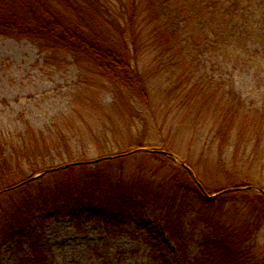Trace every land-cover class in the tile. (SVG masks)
I'll return each mask as SVG.
<instances>
[{
  "label": "trees",
  "instance_id": "16d2710c",
  "mask_svg": "<svg viewBox=\"0 0 264 264\" xmlns=\"http://www.w3.org/2000/svg\"><path fill=\"white\" fill-rule=\"evenodd\" d=\"M120 1L117 10L112 0H0V36L29 40L41 53L69 55L146 105L149 93L137 49L142 46L140 32L149 28L146 46L159 37L166 40L157 58V71L167 76L168 90L180 101L182 114L191 111L195 121L208 116L212 122L208 148L220 154L221 168L247 165L263 173L264 160L259 155L264 153V111L249 108L239 100L262 95V85L251 80L247 95L232 84H216L201 76L195 60L199 55L218 54L240 70L262 72L264 0ZM46 134L28 122L12 135L0 132V259L6 245L13 241L22 244L21 238L30 231L36 213L48 212L60 202H71L75 203L73 215L100 216L113 225L152 208L179 247L184 218L194 211L191 225L202 223L206 230L198 243L200 257L193 264H264V257L252 250L264 220L263 194L252 190L230 192L233 197L241 195L249 209L246 214L220 222L209 212L225 196L206 198L182 166L177 165L181 178L169 174L154 182L142 175L126 176L123 156L48 172L38 179L39 184L37 180L26 182L55 168L56 161L66 164V157L68 163L86 161L84 157L75 160L71 142L64 135H55L52 141ZM249 147L245 155L243 151ZM161 150L170 152L165 147L152 149ZM151 155L162 166L176 164L160 153ZM105 157L109 156L102 151L97 159ZM262 182L246 174L244 181L229 180V188L255 186L264 190ZM197 204L194 210L192 206ZM150 241L152 251L157 253L155 260L165 264L164 249L157 246L160 239ZM29 247L31 253L21 264H51L36 242L30 241Z\"/></svg>",
  "mask_w": 264,
  "mask_h": 264
},
{
  "label": "rangeland",
  "instance_id": "374dc122",
  "mask_svg": "<svg viewBox=\"0 0 264 264\" xmlns=\"http://www.w3.org/2000/svg\"><path fill=\"white\" fill-rule=\"evenodd\" d=\"M112 1L114 8L120 10L121 1ZM148 30L140 32L142 46L137 49L139 68L149 93L146 105L69 55L41 53L29 40L0 36V132L12 135L22 131L28 122L34 129L45 131L52 141L55 135H64L71 142L75 160L84 157L93 161L102 151L114 156L137 148L165 147L192 169L196 180L210 195L229 188V180L233 178L244 181L246 174L254 181L263 180L264 184V172H259L262 169H249L247 165L221 168L220 154L215 148H208L212 122L208 116L195 121L191 111L182 114L180 101L168 90L167 76L157 71V58L166 40L159 37L146 46ZM195 67L206 80L232 84L247 95L250 81L260 82L262 95L239 100L249 108L264 111V68L262 72L240 70L221 55L209 53L199 55ZM62 148L66 149L65 144ZM249 150L250 147L243 153L247 155ZM259 156L264 160V153ZM123 157L126 176L142 175L154 182L169 174L181 178L178 164L162 166L151 153ZM64 162L68 163L67 157ZM53 165L61 166L63 161ZM155 166H158L156 170ZM229 193L223 194L224 200L216 201L209 212L220 222L246 214L249 209L241 195L233 197ZM74 207L75 203L60 202L49 207L48 212L36 213L30 231L21 238L22 244L13 241L3 248L0 264H21L31 253L30 241L36 242L51 264H162L155 260L157 253L152 251L150 239H160L157 246L164 249L165 264H193L200 257L198 243L206 228L202 223L191 225L194 211L184 218L185 230L179 247L164 231L152 208L113 225L100 216L73 215ZM198 207L199 204L192 206L194 210ZM254 244L252 250L264 257V220Z\"/></svg>",
  "mask_w": 264,
  "mask_h": 264
},
{
  "label": "water",
  "instance_id": "95a60500",
  "mask_svg": "<svg viewBox=\"0 0 264 264\" xmlns=\"http://www.w3.org/2000/svg\"><path fill=\"white\" fill-rule=\"evenodd\" d=\"M138 152H147V153L156 152V153H160V154L166 156L167 158H169L170 160H172L174 163L182 166L184 169H186V171L188 172V174L190 175V177L197 184V186L199 187V189L203 193V195L206 198H208V199H213V198L218 197V196H220L222 194H225L227 192H234V191H240V190H252V191H256V192L264 195V190H262L260 188H257V187H253V186H246V187H239V188H228V189L222 190V191H220V192H218L216 194L209 195V194L206 193V191L202 187V185L196 180L195 175H194V172L192 171V169L190 167H188L186 164H184L175 154L170 153V152H167V151H164V150H161V151H152V150L146 149V148H137V149H135L133 151H129V152L124 153V154H121V155L109 156V157L100 158V159L93 160V161L66 163L64 165H61V166H58V167H55V168H52V169H48V170H45L42 173H39L37 175H34V176L30 177L29 179H27L26 182L35 181V180L39 179L40 177L46 175L48 172L60 171L62 169L68 168L70 166L81 165V164H91V163H94L96 161H100V160H103V159H114V158L126 156V155L133 154V153H138Z\"/></svg>",
  "mask_w": 264,
  "mask_h": 264
}]
</instances>
